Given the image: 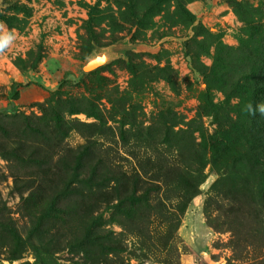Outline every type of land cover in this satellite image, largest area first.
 Listing matches in <instances>:
<instances>
[{
    "label": "rangeland",
    "instance_id": "rangeland-1",
    "mask_svg": "<svg viewBox=\"0 0 264 264\" xmlns=\"http://www.w3.org/2000/svg\"><path fill=\"white\" fill-rule=\"evenodd\" d=\"M0 21L17 33L0 56V264H264V128L246 111L264 0H0ZM101 54L111 69L84 72ZM142 169L161 191L139 204L119 172Z\"/></svg>",
    "mask_w": 264,
    "mask_h": 264
},
{
    "label": "trees",
    "instance_id": "trees-1",
    "mask_svg": "<svg viewBox=\"0 0 264 264\" xmlns=\"http://www.w3.org/2000/svg\"><path fill=\"white\" fill-rule=\"evenodd\" d=\"M129 20H131V25H138V17L135 15L133 18H129ZM140 25V24H139ZM90 38L89 40L87 41V43L85 44V46L82 48V55L80 57L81 60H86L88 59L91 54L93 53L94 51V48H95V45L98 44V41L97 39H95V34L94 33H90ZM120 61H114L113 64H116V63H119ZM112 67V64L110 65H107V66H104V67H101L99 69H97L95 71V73H98L102 70H108V69H111ZM62 86V84H61ZM260 102H264V94H259L255 97V100H254V105L257 104V103H260ZM10 109V108H8ZM7 112V110H3L0 112V114ZM251 129L252 130H256V131H260L261 129L264 128V118H261L259 115H257L256 117H252L251 118ZM260 135L259 137L262 139H264V136L261 135V134H258ZM255 137V136H254ZM261 145H263L264 147V142L261 143ZM161 167H156V171L159 172L161 171ZM108 170V168L106 167V171ZM144 169L140 170L139 172H135L133 173L132 175H127L126 172L124 173V171H120L119 173L120 174V177H122L123 180H128L129 178H131L132 180V198L131 200H134L136 203H139V204H142L145 202V199L151 194V193H158L159 191H161V185H160V178L158 175H154V176H151L149 175V172H144L143 171ZM166 170V169H165ZM110 171V169H109ZM167 171H168V175L169 176L171 174L170 172V167L167 168ZM171 176V175H170ZM170 180H166V183L164 182V185L167 187V183L169 182ZM125 188V186H123ZM195 187V184L193 183H190V185L188 186L187 183H185V188L186 190H189L194 188ZM142 192L144 195V197H141V198H138V199H135V197H139L137 196V192ZM186 199V198H185Z\"/></svg>",
    "mask_w": 264,
    "mask_h": 264
},
{
    "label": "clouds",
    "instance_id": "clouds-1",
    "mask_svg": "<svg viewBox=\"0 0 264 264\" xmlns=\"http://www.w3.org/2000/svg\"><path fill=\"white\" fill-rule=\"evenodd\" d=\"M17 33L14 28H8L6 23L0 21V56L7 55L8 51L15 45ZM246 111L249 116L256 117L259 115L264 118V102L253 104L250 102L246 106Z\"/></svg>",
    "mask_w": 264,
    "mask_h": 264
},
{
    "label": "water",
    "instance_id": "water-1",
    "mask_svg": "<svg viewBox=\"0 0 264 264\" xmlns=\"http://www.w3.org/2000/svg\"><path fill=\"white\" fill-rule=\"evenodd\" d=\"M106 57V60L104 61L102 58ZM102 60L104 62H102ZM107 61V56L106 55H98L97 57L91 59L87 64L86 66L84 67V72H92V71H95L99 68H101L102 66H104L103 64L106 63Z\"/></svg>",
    "mask_w": 264,
    "mask_h": 264
},
{
    "label": "bare ground",
    "instance_id": "bare-ground-1",
    "mask_svg": "<svg viewBox=\"0 0 264 264\" xmlns=\"http://www.w3.org/2000/svg\"><path fill=\"white\" fill-rule=\"evenodd\" d=\"M102 59L105 61V60H106V57H104V58H102ZM103 60H102V62H104Z\"/></svg>",
    "mask_w": 264,
    "mask_h": 264
}]
</instances>
